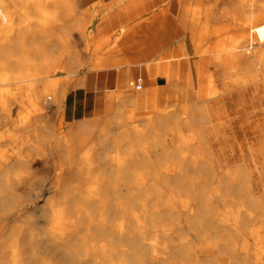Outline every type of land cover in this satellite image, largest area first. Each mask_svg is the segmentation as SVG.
<instances>
[{"label": "bare ground", "instance_id": "6f19581e", "mask_svg": "<svg viewBox=\"0 0 264 264\" xmlns=\"http://www.w3.org/2000/svg\"><path fill=\"white\" fill-rule=\"evenodd\" d=\"M78 1L0 0V19L9 25L0 40V83L16 85V91L0 89V125L10 99L29 101L32 108L19 120L23 123H14L8 132L32 131L31 136L14 132L11 144L40 152L45 104L72 100L74 111L83 116L60 141L69 156L68 139L76 137L74 160L83 163L76 168L91 179L85 199L97 202L98 217L85 205H69L80 192L67 189L71 182L62 173L59 195L42 208L49 224L41 229L38 246L50 244L61 254L59 260L42 259L45 254L38 256L36 247H22L20 225L14 224L4 233L13 237L0 240V264H100L119 256L107 230L108 204L115 201L122 215L127 207L109 198L107 175L124 184L134 171L133 178L142 181L138 193L153 211L161 184L170 188L171 201L181 202L175 224L183 223L186 232L172 246L175 257L167 259L156 245L149 249L160 264H216L222 256L233 264H264V190H255L241 152L251 143L252 118L258 116L248 115L264 110V98L259 93L261 105L251 107L254 111L240 105L247 85H256L257 95L264 93V0H80L82 10ZM16 17L22 22L14 27L9 21ZM32 20L37 28H29ZM73 28L85 43L81 51ZM82 71L85 97H69V81ZM51 73L66 77L49 80ZM67 111L71 124L75 120ZM123 146L131 148L126 155L116 151L110 156L108 149ZM22 153L8 154L0 147V227L8 218L4 212L14 208L13 192L2 187L28 169L30 161ZM94 155L107 163L96 165ZM142 169L155 171V181L145 179ZM80 209L89 224L77 237L81 214L74 211ZM135 218L141 224L139 213ZM115 227L126 237L119 250L146 264L140 246L148 244L145 237L132 238L125 220ZM26 230L32 237L33 231ZM70 236L80 239L81 251ZM205 250L210 254L196 263L197 253Z\"/></svg>", "mask_w": 264, "mask_h": 264}, {"label": "rangeland", "instance_id": "374dc122", "mask_svg": "<svg viewBox=\"0 0 264 264\" xmlns=\"http://www.w3.org/2000/svg\"><path fill=\"white\" fill-rule=\"evenodd\" d=\"M78 6L80 10L84 9V5L80 0L78 1ZM21 22L22 21H20V19H18L17 17L9 21V23H11V25H13L14 27L19 26V23ZM28 23H29V28H37L35 25L36 24L35 20L29 21ZM8 26L9 25L5 24L0 19V31H1L0 40L5 37L6 29ZM71 34L72 37L75 39L76 44L78 45V50L80 51L83 50L85 48V43L82 40V36L79 30L73 28V30H71ZM36 37L41 38L44 36L39 35ZM88 56L89 55L87 53H84V59H86ZM59 74L57 75L51 73L48 79L57 81V80H62L66 77L63 76L64 73H59ZM85 74H86L85 71L79 72L75 77H73L69 81L70 88L67 91V95H69V97L70 94H72V97H74V95L75 97L77 96V98L79 96L85 97V91H84L85 88L83 85L79 84V82L81 81V79L84 77ZM62 85L63 84H61L60 86ZM15 86H16L15 84L0 83V89L2 87H3L2 89H6L10 87V89L16 91L14 90ZM255 87L256 85L249 84L247 85L246 89L242 90L240 105L243 109L261 105L258 96L260 93L261 97L264 98V93L258 88V90H260L261 92L259 91L257 95ZM68 101L69 99L66 101L65 100L62 101V103L60 104H56L53 103L52 100H48V102L45 104L47 108L46 117L48 115V118H45V121L43 122V126L40 129L41 131L39 130V133L43 135V138L45 140V143H43L42 145L44 147V148L42 147L43 151L41 150L40 152H38L35 149L26 145H23V147L19 148L18 147L19 145L16 144L13 146L11 144L10 135H14V132L17 133L16 135L30 134L29 136H31L32 134V131H30L31 132L30 133L28 129H20L16 131L12 129L13 132H8L9 128H13L12 126L14 123H18V124L23 123L22 121L19 120L23 118V116L30 110V108H32V105L29 101L21 102L16 98L10 99L8 101V107H7L8 115L4 118L3 122L0 125V147L3 149V151H6L8 154H15V151L20 149V151L23 152L22 155L30 161L28 164V169L26 171L22 170L23 175L20 179H10L9 185H7L6 187H2L6 191V193L9 191L13 192L9 195V197L12 200L11 201L12 204H14V208L4 212L8 216V218L4 219L3 226L0 227V240L2 241L5 240L6 238V240L8 239L9 241V239H11L10 237L13 236L10 235L6 236L5 231L8 230V228H10L14 224L20 225L19 228L21 230V233L19 234V238H21L22 247L24 248H28L30 246L36 247V249H38L37 255L41 254L40 256H42L43 254H45L41 257L42 259L43 257L47 259H49L50 257H55L56 261L59 260L60 258L59 256H61V254L59 253L60 254L59 255L58 251L55 250L50 244L47 243L44 247L42 248L39 247L42 246L40 242L43 239V234L41 233L43 231V226L49 224V219L46 217V213L42 211V208H44L45 204L49 200L59 195V192L63 187L62 183H64L63 180L59 178V176L63 173L65 174V180L67 182H71L70 183L71 185L67 187L68 190L73 191V189L76 188V190L80 192L79 193L80 196L75 195V198L72 199L70 198L69 205L72 206L85 205V207L88 210L92 211V214L95 216L96 219L99 213L98 211L99 209L96 210L95 208L97 202L89 201V199L88 200L85 199V196L87 195L86 184L91 179L88 178L85 170H80V169L77 170L76 168L83 165V163H81V161H79L78 159L76 161L74 160V158H77L75 154L78 149L76 137L73 136L70 139H68V143H71L73 149L69 156L66 154L67 152L64 146V142L60 141V139L64 134L67 135L69 134L67 130L70 128V126L76 125L77 119H80V117L83 116L82 111H76V112L74 111V108L72 106L73 104H70L72 103V100L69 103ZM65 106L68 107L72 106V107L69 109ZM65 108L68 109V111ZM252 110L254 111L253 108L249 109V111ZM66 111L67 112L71 111L70 113L72 114L73 119L75 120L71 124L68 120V117H66L67 116L65 113ZM263 111L260 109L248 115L250 116L255 113L258 114V116L252 118L253 122L255 123L254 124L255 135L256 132L259 130L261 124L260 122L258 123V120L264 117ZM5 119L6 122H4ZM48 127L50 132L47 129ZM68 137H70V135ZM135 147H136L135 149H138L137 145ZM119 149L116 148L108 149L110 156H112L116 151L126 152L125 154H122V155H126L127 151L130 150L131 148L123 146ZM94 160L97 161L96 165L99 164L103 166L105 163H107L108 159L106 161L104 160L102 161L99 160L94 155ZM139 172L143 175L145 179L149 178L153 182L155 181V171L142 169ZM135 173H136L135 171L131 172L132 177H130L129 180L125 181L124 184L122 182L117 181V179L111 173L107 175V182L111 184L108 187L109 198H112L114 200L116 199L122 200L123 203L121 204L127 207V209L122 215V213L117 211L118 206L116 207L114 203L115 201H112L111 204H108L109 207L111 205L110 208L112 212L111 213L112 218L108 223V225L110 224V226L107 227V230L109 231L111 238L116 240L115 247L118 251L119 256H116L115 258L112 257V259L111 258L102 259V263L100 264H114V262L115 263L123 262L125 264H138L136 261H134V259L128 257L127 252L119 250L121 245L123 244L121 243V240L125 239L126 237L124 234L120 233L116 229L115 223L120 222L122 220H125L127 224V229L128 231L130 230V234L133 236L132 238H136L139 236L145 237V242H147L148 244L141 243L140 246L142 247V251H144L143 258L145 259L146 264H160L152 257V251L149 250L151 247H153V245H156L158 249H161L160 251L163 250V252H165L164 257H166L167 259H173L175 257L173 253V247L180 243V238L182 234L186 232L185 229H183L185 228L183 227V223L175 224V209L180 208L181 202H179L178 198L177 199L175 198L171 201V198L173 196H170L171 195L170 188L166 185H162V184L158 185L157 187L158 193L160 190L162 195L159 196L160 199L155 204V208L157 210V212H155L151 209L152 208L150 206L151 203L147 200H143L144 196L138 193L137 189L139 188V186L142 185V181L140 179L133 178V175ZM146 184L150 185L153 183L147 182ZM190 204H193V202H191ZM74 212H76L75 214H81V220L77 223L79 225L77 237L78 236L80 237L86 233V229L82 228V225L87 226L89 224V221L85 219L83 210L80 209ZM138 213L140 215V219L142 220L141 224H139L135 218V215ZM169 213H171V215H169ZM184 215H185L184 212L180 213V216L184 217ZM32 224L34 225L33 227ZM27 226L33 231L32 237L28 236L29 234L26 230ZM91 230L93 231L94 234H97V236L99 234L100 236L101 232L99 233V231L94 229V227H92ZM101 236L103 235L101 234ZM69 239L72 240L74 245L77 244L78 249L81 251L82 243L80 239L76 237L71 238V236ZM126 242L128 241L126 240ZM43 248H45V250ZM170 252L173 253V255ZM209 252L210 251L208 250L198 252L195 257V262L196 263L202 262L204 258L210 254ZM52 254L53 255L58 254L59 256L58 255L53 256ZM82 257H85L84 253H82ZM222 257H223L222 260H219L216 264L219 263L226 264L227 262L229 264H233L232 262H230V260H228L227 257L224 256ZM50 259L52 260V258ZM80 264H92V263L88 261H82V263Z\"/></svg>", "mask_w": 264, "mask_h": 264}, {"label": "crops", "instance_id": "0c3cea01", "mask_svg": "<svg viewBox=\"0 0 264 264\" xmlns=\"http://www.w3.org/2000/svg\"><path fill=\"white\" fill-rule=\"evenodd\" d=\"M259 122L261 124L256 135L253 128L249 135V138L252 139L251 143L244 144L241 151L244 164L257 192L264 190V117L259 119Z\"/></svg>", "mask_w": 264, "mask_h": 264}]
</instances>
